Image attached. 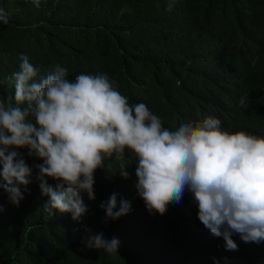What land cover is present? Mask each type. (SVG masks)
<instances>
[{"label":"trees","instance_id":"16d2710c","mask_svg":"<svg viewBox=\"0 0 264 264\" xmlns=\"http://www.w3.org/2000/svg\"><path fill=\"white\" fill-rule=\"evenodd\" d=\"M238 2L250 12L264 11V0ZM0 7L10 13V22L0 23V95H14L8 78L19 71L22 56L44 72L61 53L81 71L108 74L132 99L142 87L157 88L153 114L168 123L218 116L230 132L264 135V40L241 41L244 35L233 26L226 0H191L200 18L191 26L194 32L205 33L215 17L222 21L211 38L198 39L186 54L177 42L169 47L166 35L150 30L166 21L165 0H149L144 23L118 17L108 0H40L39 7L0 0ZM242 97L246 107L239 104ZM136 167L129 150L106 159L95 172V199L80 192L87 211L78 220L71 213L47 211L43 194L25 192V200L0 211V264H264V242L223 250L177 221L173 212L182 222H198V204L187 189L163 215L143 208L111 222L101 205L113 194L117 210L122 200L131 207L145 203L136 188ZM97 234L118 239V251L88 248L87 241Z\"/></svg>","mask_w":264,"mask_h":264},{"label":"clouds","instance_id":"9594fccd","mask_svg":"<svg viewBox=\"0 0 264 264\" xmlns=\"http://www.w3.org/2000/svg\"><path fill=\"white\" fill-rule=\"evenodd\" d=\"M19 1L40 6V0ZM108 1L124 20L149 19V0ZM165 1L166 21L150 30L166 35L169 47L177 42L186 54L195 41L211 38L220 29L222 17H215L211 28H203L205 33L194 32L191 26L195 20L200 24V18L191 0ZM226 1L233 26L244 35L241 41L264 40V11L250 12L238 0ZM171 8L177 10L175 15ZM9 22L10 13L0 7V23ZM21 60L19 71L8 78L14 95H0V211L18 205L25 200L23 194L32 191L46 197L47 211L71 213L78 220L87 211L80 192L95 199L96 170L105 167L106 159L123 157L129 150L136 158V188L145 203L131 207L122 200L117 210L113 194L101 205L111 222L143 208L163 215L172 210L170 203H180L187 189L198 204V222H182L173 212L177 221L223 250L250 242L263 246L264 135L230 132L218 116L168 123L153 114L157 88L142 87L132 99L108 74L81 71L61 53L44 72L27 56ZM239 104L246 107V98ZM124 168L121 174L127 178ZM47 178L57 182L49 185ZM119 244L102 234L87 241L88 248L107 253L117 252Z\"/></svg>","mask_w":264,"mask_h":264}]
</instances>
